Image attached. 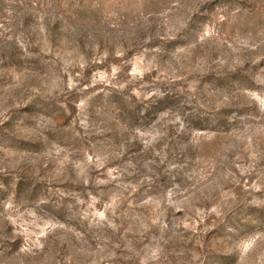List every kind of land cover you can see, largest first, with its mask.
Masks as SVG:
<instances>
[{
	"label": "rangeland",
	"instance_id": "rangeland-1",
	"mask_svg": "<svg viewBox=\"0 0 264 264\" xmlns=\"http://www.w3.org/2000/svg\"><path fill=\"white\" fill-rule=\"evenodd\" d=\"M0 264H264V0H0Z\"/></svg>",
	"mask_w": 264,
	"mask_h": 264
}]
</instances>
